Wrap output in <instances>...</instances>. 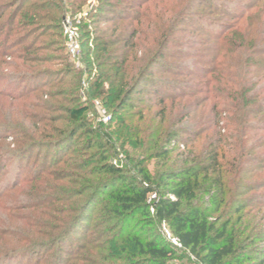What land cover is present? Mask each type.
I'll list each match as a JSON object with an SVG mask.
<instances>
[{
	"label": "trees",
	"instance_id": "trees-1",
	"mask_svg": "<svg viewBox=\"0 0 264 264\" xmlns=\"http://www.w3.org/2000/svg\"><path fill=\"white\" fill-rule=\"evenodd\" d=\"M91 1L97 5H87ZM163 1L0 0V112L8 113L0 119V152L8 161L38 148L45 151L43 168L27 179L20 205L30 216L18 232L24 244L3 249L0 264L16 259L19 264H68L71 259L73 264H168L177 250L187 251L198 264H264V144L248 137L251 129L264 130L263 11L256 3L238 10L230 0ZM66 9L80 13L77 32L89 69L87 93L110 112L101 135L104 128L87 121L89 107L74 95L80 80L74 75L66 80L68 65L64 77H59L63 70L39 67L55 60L44 53L55 44L45 36L59 37ZM151 12L167 19L156 25L146 19ZM111 20L112 25L97 29ZM190 23L205 25L196 29L206 36L200 44L215 40L213 56L202 61V84L179 79L198 76L192 66L182 70L166 63L172 56L167 48ZM158 65L169 78L151 77ZM7 66L25 69L14 82L20 89L1 85ZM45 76L58 79L42 81ZM63 82L69 89L29 96ZM198 93L204 95L190 101ZM143 94L145 105L127 112L136 108L131 97ZM25 96L32 110L25 107L21 119H12L5 98L13 103ZM204 104L206 115L198 112ZM183 120L187 127H179ZM9 137L12 151L3 148ZM118 151L125 164L112 160ZM172 153L179 159H171ZM147 158L154 160L152 170ZM5 160H0L2 169ZM152 193L156 200L148 203ZM91 208L94 217L87 213ZM161 223L181 248L155 233ZM86 224L89 232L77 252L63 256L74 228Z\"/></svg>",
	"mask_w": 264,
	"mask_h": 264
},
{
	"label": "rangeland",
	"instance_id": "rangeland-1",
	"mask_svg": "<svg viewBox=\"0 0 264 264\" xmlns=\"http://www.w3.org/2000/svg\"><path fill=\"white\" fill-rule=\"evenodd\" d=\"M174 0H165L163 1L164 3L166 2H173ZM236 3V6L238 7V10L241 9V7L244 4H253L256 3L257 7L259 9H262L263 11V15H264V0H260V1H253V0H241L240 1H236V0H230V3ZM91 5L90 7H94L97 5V3L95 1H91V2H87V5ZM163 3V4H164ZM158 10V8H157ZM10 12V10H7V12L4 14L3 19H5L8 16V13ZM84 12V11H81ZM98 13V12H97ZM100 13V12H99ZM64 16H62V20H61V26L58 29L57 33L59 34V37L55 36L54 34H52V31L48 34L54 35V36H50L48 37V35L45 36V41L47 39V41H52L55 44L53 46H51L49 48V50L45 51L44 53L47 55H54L55 60L51 63V64H42L39 67H46L52 70H63L66 65H68L70 70V73L68 75H66V80L71 79L72 76H76L80 82H79V86H78V90H75L74 95L79 99V103L87 105L89 107V110L86 114V119L88 122L91 123L92 126L94 127H99V128H104L103 130H100V134L103 132H105V125L108 124V122H104L102 120L101 117V113L103 110L106 111L107 114H110L109 110L103 105L102 101L100 98L98 97H94V96H89L87 93V81H86V77H88L89 74V69H86L85 66V62L83 60V56H82V50L80 48V54L78 59H74L72 58L66 51V45L65 42L63 41L64 37H63V19L64 18H69L71 21L74 22V25L77 27L78 26V18L80 17V13L79 11L73 12V11H69L68 9H66V12L63 14ZM146 19H148V21L155 23L156 25H160L162 23L163 20L167 19L166 14H155V12H151L149 14H147ZM223 21H226L225 23H230L231 20L226 18L224 19V17L222 18ZM114 20V17H113ZM145 20V19H144ZM255 21V20H254ZM113 21L111 20V22H107L106 24H100L97 26V29L99 28V30H104L106 27H108L109 25H112ZM256 22V21H255ZM145 25V24H144ZM188 25V26H187ZM184 31H181L179 33H177L174 37L175 42H173L166 50V53H172L171 57H167L166 59V63L168 65H173L175 67H180L182 70H191V68L193 67V71L195 72L194 75H198V76H190L188 77H180V80H190L192 82H194L195 84L199 83V81H202V77L204 76V71H205V67L202 70L203 67V59L205 58V60L207 58H209L211 55L213 56L214 52L213 49L214 48V41H211V43H209L208 45H206L205 43L200 44L201 41L203 40V37H206L204 34H199V32L196 30L197 28L199 29V27L201 28L204 24L203 23H196V24H187ZM205 26V25H204ZM254 26V25H253ZM198 32V33H197ZM33 35H37V32H34ZM78 38H79V34H78ZM196 42V43H195ZM217 43V42H216ZM58 47V48H57ZM196 49V50H195ZM18 50H20V48H15V51L17 52ZM195 50V51H194ZM201 55H203V57H201ZM220 56V55H219ZM221 59V57H220ZM5 60L9 63H15V59H10V58H5ZM165 62V61H164ZM206 65V64H205ZM192 66V67H191ZM191 67V68H190ZM207 67V65H206ZM208 68V67H207ZM23 70H15L12 66L9 67H4L2 70V74L4 75V78H7V81L4 82L3 86L5 87H9V89H12V87H14L15 89H20L21 86H17L14 82H16L18 79V76L22 75ZM72 71V72H71ZM27 74V73H25ZM67 74V72H65V70H63V72L60 74L59 77H64V75ZM151 77L157 78V79H161V78H169V75L163 72V69L161 67L156 66L154 68V70H152V74ZM52 80V81H57L58 78H51L49 76H45L43 78L42 81L44 80ZM204 81V79H203ZM202 81V82H203ZM66 82V81H65ZM197 82V83H196ZM202 82H200L199 84H202ZM193 83V84H194ZM194 84V85H195ZM146 87H152L150 85L149 82H146ZM262 86V88L264 87V81L261 82L260 84ZM261 86H257L258 88L261 89ZM43 89H51V90H56V89H69V87L67 86V84H65L64 82L61 84H56L54 87L50 88L49 85L47 86H43L42 88L38 89V92H34L31 93L29 96L32 95H37L40 94L39 91L43 90ZM198 90V89H197ZM73 95V94H72ZM204 94L203 93H198L196 95H194L192 98H190V101H194L195 99L198 100L200 99ZM40 97V96H39ZM41 98L43 100H48L49 98L46 97H42ZM145 99H146V95H133L131 97V101L132 104L135 105L136 108H127L129 113H135V111H138V109L140 107H142L143 105H145ZM5 101L11 105V112H12V119L14 118H20V112H22V110H24L25 107H29L28 102L30 101L29 98H27V96H25L24 98H21L19 100H16L15 102L12 103V101L10 100V98H5ZM184 101V100H183ZM189 101V100H188ZM64 105H74L75 102H73L72 104H69L68 102H64ZM182 105L179 106V109H181ZM178 107L175 106L174 109H176ZM29 109H31L29 107ZM156 107L153 106L151 113H153L155 111ZM32 110V109H31ZM208 110V108L206 107V104H204V106H202L201 108L198 109V112H202L203 115H206L208 112H206ZM35 111H39V110H35ZM10 112V113H11ZM8 115L7 112L5 113H1L0 112V119H4L6 116ZM178 119H180V117H177L173 120L178 121ZM260 119V116H256L253 120L254 124L258 123ZM134 121L137 120V117L133 118ZM192 120V119H191ZM133 123V122H132ZM179 127H187L189 124L185 123V120H183L182 122L178 123ZM113 127V126H112ZM211 130L213 129V126L210 124ZM135 131H131V133H134ZM129 133V134H131ZM86 136L83 135L82 139H85ZM96 138H98V136H95ZM248 137H251V139L253 140L254 138V142L257 144L259 143H263L264 144V130L259 131V130H254L251 129L248 132ZM11 138L9 137L8 139L5 140L4 143L9 144L7 146L3 145V148H5L6 151H12L15 149V146L13 144H11ZM2 145V144H0ZM264 147V145H263ZM125 148L129 151L132 152V148L130 145H125ZM134 149V148H133ZM259 151H260V147H258ZM136 150V148H135ZM141 148H137L136 151L140 152ZM44 148H38L36 150H34L33 152H31L28 155L23 156L22 158H10V160H5L6 156H3L0 152V160H5V166L3 167V169L0 166V252L2 254L3 249H7V250H11L14 248H19L20 246H22L24 244V242L22 240L19 239V235L18 232L21 229L22 223H23V219L24 217L26 219H29L30 216L28 215V211L26 209H22L20 207L21 204H23V200L25 198V190H27V187H29V183H27V179L38 169L43 168L42 164L44 161ZM138 153V152H137ZM69 154V152H68ZM148 154V153H147ZM9 157V156H8ZM54 159V158H53ZM171 159H179V157L177 156V153H172L171 154ZM112 160L117 163H121V164H125V156L122 152H117L115 156L112 157ZM148 162H147V167L149 170L153 169V164H154V160L153 159H149L147 158ZM51 157L50 159L47 161V164L45 165L44 169L48 172V167H51ZM264 177V171L261 173ZM44 177L48 180V182L52 183V184H59L58 180L52 179L51 177H47L44 174ZM65 185H67L68 183H64ZM71 184H68L67 186H69ZM32 211V210H31ZM37 211V209H36ZM35 211H32V213ZM88 214H90L92 217H94V212L91 209L88 210L87 212ZM44 219V218H43ZM90 226L92 227L93 222L90 220L88 221V223ZM87 224L86 226H79L77 225L74 229V231L71 234V237L69 238V242L70 245L63 246V256L65 257H69L72 254H75L76 251V246L80 243L83 242V238L85 236L88 235V230H87ZM136 223H132L131 225H135ZM162 227H163V223L161 224H157V226H155V233L157 235H159L160 238H162L163 240L167 241L166 238L164 237V235L162 234ZM85 235V236H84ZM262 246L264 244H261ZM77 252V251H76ZM46 254V252H44ZM2 256V255H1ZM26 260L21 261V264H25ZM56 261V260H55ZM72 262L68 261V264H73V260L71 259ZM12 264H19V261L13 260ZM168 264H198V262L196 261V259L190 255L187 251H181V250H177L173 259H171L170 262H168Z\"/></svg>",
	"mask_w": 264,
	"mask_h": 264
},
{
	"label": "built area",
	"instance_id": "built-area-1",
	"mask_svg": "<svg viewBox=\"0 0 264 264\" xmlns=\"http://www.w3.org/2000/svg\"><path fill=\"white\" fill-rule=\"evenodd\" d=\"M63 37L65 39L66 51L74 59H78L80 54V43L78 38L77 27L74 25V22L69 18L63 19ZM102 120L104 122L109 121V114L105 110L101 113ZM174 199L173 197H170ZM156 200V193H152L148 199V203H152ZM150 211L153 212V208H150ZM162 234L168 242L172 245L181 248V244L178 239L172 235L167 226L163 223Z\"/></svg>",
	"mask_w": 264,
	"mask_h": 264
}]
</instances>
